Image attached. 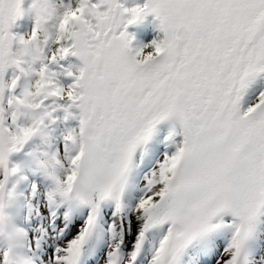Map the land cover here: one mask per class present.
<instances>
[{"label":"snow or ice","instance_id":"obj_1","mask_svg":"<svg viewBox=\"0 0 264 264\" xmlns=\"http://www.w3.org/2000/svg\"><path fill=\"white\" fill-rule=\"evenodd\" d=\"M25 3L0 0V264H264V0Z\"/></svg>","mask_w":264,"mask_h":264},{"label":"trees","instance_id":"obj_2","mask_svg":"<svg viewBox=\"0 0 264 264\" xmlns=\"http://www.w3.org/2000/svg\"><path fill=\"white\" fill-rule=\"evenodd\" d=\"M120 2L124 4L125 7L131 8L137 5H143L145 0H120ZM146 23H149L151 26H154L157 29L158 21H156L153 16H148L142 22L129 28V34L132 37V39H140L148 34V32L150 31V26H147ZM27 26L28 24L27 22H25L24 24L21 25L19 29H22L24 32Z\"/></svg>","mask_w":264,"mask_h":264},{"label":"rangeland","instance_id":"obj_3","mask_svg":"<svg viewBox=\"0 0 264 264\" xmlns=\"http://www.w3.org/2000/svg\"><path fill=\"white\" fill-rule=\"evenodd\" d=\"M30 2H31V0H26L25 7H27V5ZM15 31H19L20 33H23L22 29H16ZM157 35H159V33H157V29L154 26L150 25V31L148 32L147 35H145L144 37H142L140 39H133V42H134L133 46L139 47V46L150 44L152 42V40L157 37Z\"/></svg>","mask_w":264,"mask_h":264}]
</instances>
